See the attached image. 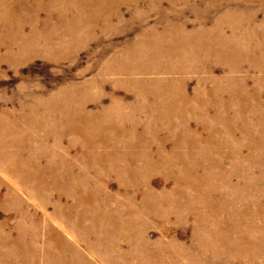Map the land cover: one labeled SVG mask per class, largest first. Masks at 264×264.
I'll list each match as a JSON object with an SVG mask.
<instances>
[{
    "label": "rangeland",
    "instance_id": "obj_1",
    "mask_svg": "<svg viewBox=\"0 0 264 264\" xmlns=\"http://www.w3.org/2000/svg\"><path fill=\"white\" fill-rule=\"evenodd\" d=\"M2 2H0V113L9 116L6 122L10 116L23 114L25 110L22 108L25 105L33 106L39 100L49 99L54 94L70 88H74L79 94L84 90V84L100 79L103 92L94 101L91 98L85 100L87 108L85 110H95L97 105L109 104L113 98L119 100L121 102L119 105L121 110H118L119 119L123 120L124 116L128 115L131 117L128 122L132 124L128 127L127 123H124V127L121 126L119 129L120 131L123 128L121 133L124 132L120 136L127 142L131 139V143L128 142L130 146H126L124 152H121L119 146L108 147L110 140L103 147L95 145L93 147L95 149L86 156V165L93 166L87 168L89 174L91 169L94 174L102 167L98 155L103 153H124V158L133 160L129 166L138 169L141 163L136 161V158L144 151L148 149L154 151L156 148L153 142H157V137H147L144 134L150 121L153 123L148 131L163 140L165 143L163 151L169 153L172 141L169 139L170 132L162 129L163 125L170 122L174 116L183 119L186 116L185 118H190V129L195 128L197 123L199 126L205 124L206 130L213 127L212 135L223 140L229 136L242 140L248 133L253 135L255 144L261 145L263 150L257 148L254 152L250 151L245 158L244 155L249 150L244 148L240 150V146L228 147L226 155L231 153L234 156L238 155L237 160L232 162L224 157L223 165L214 160L216 165L205 163L204 166L207 167L206 171H211L217 177L221 167L232 171L229 177L228 174L222 176L227 177V181L235 182L239 178L246 180L242 184H229L226 189L235 186L232 194H226L224 197L222 194L215 195L218 200L224 201L221 206L225 214L239 209L237 205L242 207L253 205L248 202L256 197L264 204V192L259 191L264 189V181L256 178L258 174L264 175V136L253 132L256 126L264 127V111L259 110L261 105L264 109V0ZM259 45L263 47L255 50ZM186 63L195 68L196 73L182 74ZM129 64H133L134 67ZM117 68L123 71L142 70L144 73L130 75L131 85L117 84L115 80ZM180 79L185 80L182 87L186 94L191 96L195 93L197 99L195 103H199L191 105V114L180 113L187 112L182 102L175 99L167 100L172 93L180 91L173 82ZM157 104L162 105L153 110L152 106ZM111 117L113 121L116 117L115 111L111 113ZM56 125L57 123L49 131L37 136L38 149L35 152L43 154L48 149L55 156L60 155L61 159L66 157L64 150H68L71 155L76 154L77 147L70 142L72 135L68 128H57ZM25 127L29 129L27 124ZM129 129L130 133L125 132ZM177 129L182 131L181 127ZM86 133L91 134L86 139L96 138L88 127L84 134ZM195 134L202 137L205 135L201 130ZM40 136L46 144L41 145ZM143 137L152 141L150 148L137 145L138 140ZM30 146L36 147L32 144ZM208 150L213 153L210 148ZM259 152L263 153L258 154ZM47 155L50 157L49 152ZM258 155L261 156L257 161ZM34 157L40 159L36 162L33 160L36 173L44 172L54 185L63 182L62 167L50 164L40 156ZM228 159L230 161H227ZM117 163L119 160L115 162ZM240 171H244L245 174L238 175ZM160 176V173L152 176L150 185L157 190L163 186L168 188L171 183H164ZM91 182H94V179L89 177L87 187ZM137 182L139 185L141 180ZM117 185L116 181L111 180L105 187L107 191L115 192ZM240 189L256 190L258 196L244 195ZM4 193L0 187V201L3 200ZM229 205L230 211L225 212V207L228 208ZM47 208L50 209V205ZM34 210L39 214L41 212L38 208ZM145 212L147 210L143 213ZM151 213L158 215L155 210ZM15 214L0 207V222L6 221L8 226H13ZM152 214L153 226L149 225L148 218L141 216L142 213L136 217L131 216L130 219H135L137 224L139 221L144 222L145 228L148 226L146 229L140 228L143 232L141 234L143 242L145 239L154 241L161 233H166L167 238L174 239L177 242L174 249L178 246L181 248L174 250L175 255L169 264H183L180 257H188V253L191 252V219L184 223L177 215H171L166 230L158 228L160 223ZM47 222L55 227L51 221ZM255 225L257 229L251 231L250 233H253L251 235L259 230L258 223ZM115 227L119 230L121 225L117 223ZM242 230L244 229L241 228L239 231ZM134 240V237H131L128 244L121 243L119 249L129 256L135 250ZM3 249L5 248H0L1 255L5 253ZM14 255L16 258L13 251L8 248L7 260L12 263H15L16 259L20 260L18 253ZM82 255L85 256L87 263L100 264L99 261L87 258L86 254ZM202 255L204 258L201 261H204L208 254ZM2 258L6 259L4 256ZM29 260L34 261L26 258V261ZM253 260L255 258L243 260L239 257L221 255L219 258L212 256L207 258L205 264H255L256 261ZM2 262L6 263L5 260H0V263ZM73 263L82 264L77 260ZM111 263L125 264L122 260ZM49 264L60 263L50 260Z\"/></svg>",
    "mask_w": 264,
    "mask_h": 264
},
{
    "label": "bare ground",
    "instance_id": "obj_2",
    "mask_svg": "<svg viewBox=\"0 0 264 264\" xmlns=\"http://www.w3.org/2000/svg\"><path fill=\"white\" fill-rule=\"evenodd\" d=\"M6 1L0 0L2 3ZM261 27L263 28L262 25ZM260 47L263 46L259 45L255 50ZM147 49L149 51V45ZM139 63L141 64V61ZM129 65L134 67L133 64ZM125 66L127 68V64ZM116 70L117 84L131 85L130 75L144 73L142 70L123 71L120 68ZM181 73H196V69L186 63ZM184 81V79L173 81L180 91L172 93L167 100L175 99L182 102L187 112L180 110L178 112L191 114V105L199 103H195L197 100L195 93L189 96L183 90ZM102 92V81L99 79L84 84V90L79 94L74 88H70L54 94L49 99L39 100L33 106L25 105L22 108L25 112L10 116L8 122L6 120L9 116L0 113V187L5 191L0 207L2 210L16 213L13 226H8L6 221L0 222V248H5L3 249L5 253L0 254V260L6 261L0 264H49L50 260L60 264H74L73 261L77 260L85 264L87 261L82 254H86L92 261H99L100 264H112V261L121 260L125 264H169L175 255L174 250L181 248L178 246L174 249L177 242L167 238L166 233H161L154 241L145 239L143 242L141 235L143 232L140 228H145V223L139 221L137 224L135 219H130L131 216L136 217L142 213L141 216L148 218L149 225L153 226L152 210L158 213L156 216L152 214L160 223L158 228L166 230L171 215H177L184 223L191 219V252L188 253V257H180L183 264H205L207 258L211 256L219 258L221 255L239 257L243 260L255 258L253 260L256 261L255 264L264 262L263 201L259 202V198L256 197L248 202L253 205L243 207L237 205L239 209L232 213L226 212L230 211L231 205L228 208L224 206L225 214L221 206L224 201L218 200L215 195L222 194L224 197L226 194H232L235 186L226 189L227 186L231 183L242 184L246 180L239 178L235 182L227 181L228 178L222 176L228 174L229 177L232 171L221 167L217 177L211 171H206L207 167L204 166L205 163L216 165L214 160L223 165L224 157L232 162L237 160L238 155L234 156L232 153L226 155L228 147L240 146V150L242 148L249 150L245 153V158L250 151L254 152L257 148L263 150L261 145L255 144L253 135L248 133L242 140L231 136L223 140L212 135L213 127L206 130L205 124L199 126L197 123L195 128L190 129V118L174 116L162 128L170 132L169 139L172 141L170 152L164 153L163 140L148 131L153 123L150 121L144 134L147 137H157V142H153L156 148L154 151L148 149L136 158V161L141 163L138 169L129 166L133 160L124 158V153L117 152L119 155L103 153L98 155L102 167L94 174L91 169L89 174L87 168L93 166L86 165V156L95 149L93 148L95 145L103 147L110 140L108 147L119 146L121 152H124L126 146H130L131 143V139L128 143L120 136L124 133H121L123 128L119 131L121 126L124 127V123H127V126L131 127L132 124L128 122L131 119L128 115H125L123 120L119 119L118 110H121L119 100L113 98L109 104L97 105L92 111L85 110L87 109L85 100L91 98L94 101ZM161 105L157 104L152 108L154 110ZM259 110L264 111L262 105ZM114 111L116 117L111 121V113ZM56 123L57 128H68L72 135L70 142L77 147L76 154L71 155L68 150H64L66 157L61 159L60 155L55 156L48 149L43 154L35 152L38 149L37 136L49 131ZM25 124L29 125V129ZM87 127L96 138L86 139L91 135L84 134ZM180 127L182 131L177 129ZM253 129L259 136H264L263 126H256ZM198 130L205 135L203 137L196 135L195 132ZM125 132L130 133V129ZM59 133L61 132H57ZM151 142L143 137L138 140L137 145L150 148ZM29 143L36 147H31ZM43 144L46 143L41 137V145ZM209 148L213 151L212 154ZM48 152L50 157L47 155ZM261 153L263 152L258 154ZM34 156H40L50 164L62 167L63 182L54 185L44 172L36 173L33 160L36 162L40 159ZM260 156H257V161ZM229 159L227 161H230ZM117 160L119 163L115 164ZM36 167L40 166L36 164ZM147 168L149 169L146 170ZM156 173H160L164 183L168 182L171 185L168 188L163 186L159 190L154 189L150 185V180ZM244 174V171L238 172V175ZM89 177L94 179V182L87 187ZM256 178L264 181L262 174L256 175ZM111 180L118 184L115 192L106 190L105 185ZM137 180H141L139 185ZM240 190L244 195L258 196L256 190ZM259 191L264 192V189ZM249 192L251 194H246ZM48 205L50 209L47 208ZM34 208H38L40 214L35 212ZM145 210L147 212L143 213ZM47 221H51L55 227L50 226ZM117 223L121 225L119 230L115 227ZM255 223H258L260 231L251 235L253 233L250 232L257 229ZM241 228L244 230L239 231ZM93 233L97 235L94 236ZM131 237L135 239L133 242L135 250L127 256L119 247L121 243L128 244ZM8 248L13 251L15 258L14 254L18 253L20 260L16 259L15 263L8 261ZM30 249L33 251H26ZM203 253H207L208 256L201 261L204 258ZM26 258L34 261H26ZM108 260L110 261L107 262Z\"/></svg>",
    "mask_w": 264,
    "mask_h": 264
}]
</instances>
